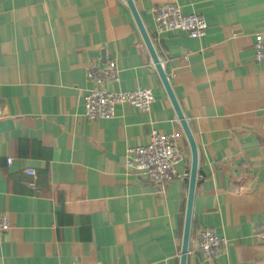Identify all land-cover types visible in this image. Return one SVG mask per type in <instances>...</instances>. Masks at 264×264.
Listing matches in <instances>:
<instances>
[{
    "label": "crops",
    "instance_id": "1",
    "mask_svg": "<svg viewBox=\"0 0 264 264\" xmlns=\"http://www.w3.org/2000/svg\"><path fill=\"white\" fill-rule=\"evenodd\" d=\"M197 149L186 264H264V0H131ZM204 17L203 39L157 34L152 11ZM115 61L120 82L91 65ZM151 89L143 112L119 105L87 121L92 89ZM178 135L182 160L161 184L130 173L128 148ZM7 159H11L10 165ZM34 171L28 176L26 170ZM191 152L125 0H0V264H180ZM33 184V187L31 186ZM228 245L206 260L198 233Z\"/></svg>",
    "mask_w": 264,
    "mask_h": 264
},
{
    "label": "built area",
    "instance_id": "2",
    "mask_svg": "<svg viewBox=\"0 0 264 264\" xmlns=\"http://www.w3.org/2000/svg\"><path fill=\"white\" fill-rule=\"evenodd\" d=\"M154 30L157 34L178 31L189 38L203 39L208 29L203 16L184 14L177 4H164L152 11ZM254 61L264 62V33L253 37ZM88 81L97 85L110 83L117 85L120 82L119 71L115 61L104 65H91L86 71ZM155 102L151 89L140 88L131 91H112L92 89L83 97V117L87 121L111 119L115 116V109L119 105H127L139 111L147 112ZM126 167L130 173L139 178L154 183H168L177 174V166L182 160V152L178 135H165L153 131L147 143L126 150ZM11 159H7L10 165ZM28 176L34 171L26 170ZM188 179L189 174H184ZM33 187V184H31ZM9 230L5 218L0 215V232ZM256 241L264 243V224L259 225L253 233ZM228 245L226 239L219 237L214 229L204 227L198 233L197 249L204 259L212 260L221 255ZM101 264V263H98Z\"/></svg>",
    "mask_w": 264,
    "mask_h": 264
},
{
    "label": "water",
    "instance_id": "3",
    "mask_svg": "<svg viewBox=\"0 0 264 264\" xmlns=\"http://www.w3.org/2000/svg\"><path fill=\"white\" fill-rule=\"evenodd\" d=\"M126 4L132 14V17L134 19V22L139 30V33L143 39V42L152 58L153 63L155 64V68L158 72V75L161 79V82L163 84V87L170 99V102L176 112V115L179 119L180 125L182 127V130L184 132V135L187 139V142L189 144L190 152H191V169L189 174V181H188V195H187V204H186V211H185V220H184V228H183V239H182V249H181V257H180V264H186V254L188 250V241H189V235H190V224H191V216H192V203H193V197H194V189H195V183H196V177H197V149L194 142V139L192 137V134L187 126V123L180 111V108L172 94L168 79L166 75L164 74L161 65L159 64V61L155 55V52L153 50L151 41L148 37V34L146 33V30L142 24V21L133 5V2L131 0H125Z\"/></svg>",
    "mask_w": 264,
    "mask_h": 264
}]
</instances>
